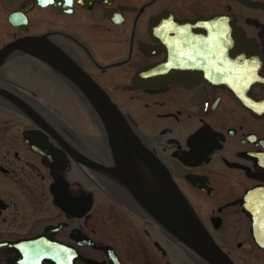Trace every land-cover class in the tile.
<instances>
[{
    "label": "flooded vegetation",
    "instance_id": "obj_1",
    "mask_svg": "<svg viewBox=\"0 0 264 264\" xmlns=\"http://www.w3.org/2000/svg\"><path fill=\"white\" fill-rule=\"evenodd\" d=\"M226 19L239 33L234 58L252 71L236 92L206 81L223 71ZM29 36L45 37L107 95L233 264H264V0H0V48ZM182 57L195 74L218 75L134 83L164 78L167 61L164 70L182 71ZM146 70L154 75L138 76ZM97 164L114 166L78 89L36 58L7 57L0 264H206Z\"/></svg>",
    "mask_w": 264,
    "mask_h": 264
},
{
    "label": "water",
    "instance_id": "obj_2",
    "mask_svg": "<svg viewBox=\"0 0 264 264\" xmlns=\"http://www.w3.org/2000/svg\"><path fill=\"white\" fill-rule=\"evenodd\" d=\"M224 59L223 71L218 79H208L209 83L221 85L232 92L244 89L251 85L252 71L247 62L239 63L234 58L235 42L239 33L226 19L224 22ZM243 42V40H241ZM243 46V43H240ZM184 51V47L181 49ZM23 53L47 64L75 88L78 89L84 100L93 110L106 134L114 166L111 168L96 165L98 170L110 174L122 187H124L141 209L162 229L170 234L177 242L191 250L206 264H233L223 253L203 227L192 208L188 205L166 170L148 153L138 145L134 135L128 129L119 113L107 95L91 80L67 55L43 36H29L14 40L0 48V65L9 56ZM185 55V51L184 54ZM169 62V61H167ZM161 64V74L164 78L138 80L134 83L140 87H153L169 82H183L173 77L181 74L217 76L200 71L197 74L189 71L188 58L177 59L181 63L182 71L164 70L171 64ZM213 68L216 65L213 64ZM211 68V63L209 65ZM177 73V74H176ZM151 70H146L138 76H153ZM190 81V80H185ZM126 148H130L147 167L143 174L132 165L131 157L126 155ZM254 231L252 223L251 232Z\"/></svg>",
    "mask_w": 264,
    "mask_h": 264
},
{
    "label": "snow or ice",
    "instance_id": "obj_3",
    "mask_svg": "<svg viewBox=\"0 0 264 264\" xmlns=\"http://www.w3.org/2000/svg\"><path fill=\"white\" fill-rule=\"evenodd\" d=\"M41 3H48L49 0H40ZM69 3H71V0H68ZM259 228H261L262 230H264V216H262L258 222L257 225Z\"/></svg>",
    "mask_w": 264,
    "mask_h": 264
},
{
    "label": "rangeland",
    "instance_id": "obj_4",
    "mask_svg": "<svg viewBox=\"0 0 264 264\" xmlns=\"http://www.w3.org/2000/svg\"><path fill=\"white\" fill-rule=\"evenodd\" d=\"M33 72H35L34 70H32ZM82 112V111H81ZM87 112V111H86ZM83 113V112H82ZM84 113H85V111H84Z\"/></svg>",
    "mask_w": 264,
    "mask_h": 264
},
{
    "label": "bare ground",
    "instance_id": "obj_5",
    "mask_svg": "<svg viewBox=\"0 0 264 264\" xmlns=\"http://www.w3.org/2000/svg\"><path fill=\"white\" fill-rule=\"evenodd\" d=\"M41 62V61H40Z\"/></svg>",
    "mask_w": 264,
    "mask_h": 264
}]
</instances>
